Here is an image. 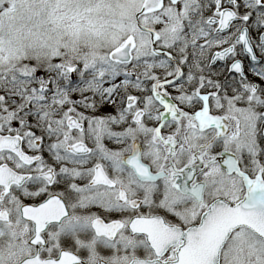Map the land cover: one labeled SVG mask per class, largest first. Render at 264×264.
I'll use <instances>...</instances> for the list:
<instances>
[{
    "label": "snow or ice",
    "instance_id": "obj_1",
    "mask_svg": "<svg viewBox=\"0 0 264 264\" xmlns=\"http://www.w3.org/2000/svg\"><path fill=\"white\" fill-rule=\"evenodd\" d=\"M0 264H264V0H0Z\"/></svg>",
    "mask_w": 264,
    "mask_h": 264
}]
</instances>
